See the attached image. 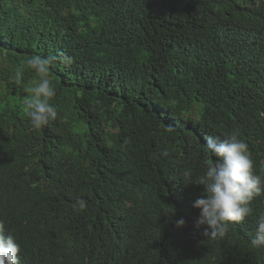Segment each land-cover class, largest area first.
I'll list each match as a JSON object with an SVG mask.
<instances>
[{"label":"trees","instance_id":"obj_1","mask_svg":"<svg viewBox=\"0 0 264 264\" xmlns=\"http://www.w3.org/2000/svg\"><path fill=\"white\" fill-rule=\"evenodd\" d=\"M64 54L58 118L34 130L22 61ZM234 129L259 174L264 0H0V223L20 264H264V195L223 238L195 227L204 186L186 176L215 159L206 134Z\"/></svg>","mask_w":264,"mask_h":264},{"label":"clouds","instance_id":"obj_2","mask_svg":"<svg viewBox=\"0 0 264 264\" xmlns=\"http://www.w3.org/2000/svg\"><path fill=\"white\" fill-rule=\"evenodd\" d=\"M57 59L65 65L72 63L66 54L59 58L39 55L26 58L22 65L34 71L38 81L26 89L29 95L25 100V111L34 130L47 126L58 118V110L53 103L57 95L50 79V65ZM23 66H18L14 75L17 85L23 80ZM205 151L215 159L206 162L202 175L193 178L187 175L186 182L204 186V195L194 201L193 206L200 209L195 227L203 226V235L209 240L223 238L232 225L242 224L253 216L252 202L264 195V169L258 174L248 149V144L240 137L239 130L221 135L206 134ZM168 156L167 151L163 152ZM80 207H85L80 201ZM172 208L169 212L174 214ZM177 226L185 224L184 219L176 221ZM251 246L264 249V214L255 218ZM21 245L16 236L0 223V264H20Z\"/></svg>","mask_w":264,"mask_h":264}]
</instances>
